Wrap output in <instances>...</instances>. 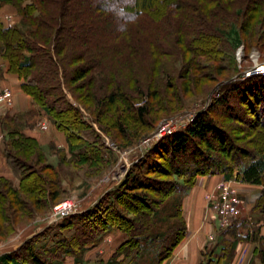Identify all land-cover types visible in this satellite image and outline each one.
<instances>
[{
    "label": "trees",
    "instance_id": "obj_1",
    "mask_svg": "<svg viewBox=\"0 0 264 264\" xmlns=\"http://www.w3.org/2000/svg\"><path fill=\"white\" fill-rule=\"evenodd\" d=\"M7 7L20 24H5ZM241 47L247 57L257 50L264 59V0H0V60L67 143L50 145L58 158L52 165L40 142L25 133L31 125L23 124V114L0 118L13 174L0 177V242L18 221L28 223L60 202L66 167L88 165L94 177L103 175L109 149L99 131L116 130L131 140L121 147H129L139 132L155 128L163 80L175 96L180 76L226 68L237 74ZM207 62L212 66L203 67ZM242 75L226 83L211 111L154 144L96 204L1 254L0 264H63L115 230L126 240L93 264H146L150 253L162 264L184 240L187 224L180 210L179 226L155 233L159 206L174 193L186 195L197 177L216 175L262 191L252 208L256 217L235 219L210 251L206 246L199 264H231L239 244L257 238L264 263V74ZM53 230L60 234L56 241L40 246Z\"/></svg>",
    "mask_w": 264,
    "mask_h": 264
},
{
    "label": "rangeland",
    "instance_id": "obj_2",
    "mask_svg": "<svg viewBox=\"0 0 264 264\" xmlns=\"http://www.w3.org/2000/svg\"><path fill=\"white\" fill-rule=\"evenodd\" d=\"M1 17L7 25L20 24V17L17 15L16 11L13 8H5L1 12ZM239 49L236 52L235 58L237 63V74L235 72H232L233 70L229 72L226 68V70L224 69L223 72L220 74L214 72V74H208L209 76H206V69H204L205 75H201L200 77H198L197 74L189 75L188 79L180 76L173 83V85L175 86V91L177 92L175 96L171 93L172 87L168 86V80H163L164 83L167 84H165L162 89L164 90L162 91V96L164 98L163 105H159L158 107L156 106V109H159L161 113L159 114V119L156 122L155 128H153V130L150 132H139V134L136 135L137 138L133 140V144L129 147H121V145L131 140L128 139L129 141H127V139L122 138L116 130L111 129L108 133L99 131L103 143L105 144L106 148L109 149L107 151L106 156L108 166H106L103 175L99 177H94L92 172L95 170V167L90 168L88 165H83L79 168H74L71 166L70 168L66 167V178H64L62 183L63 194L60 202L56 206L69 201L76 203L78 209L76 213L85 211L86 209L92 207L103 196H105L109 190L116 187L126 177L128 171L131 169L134 163L142 159L154 144L161 141L160 140L154 143L150 147H145L143 145V141L145 139L149 137H155L157 135L160 125L172 120L176 123L179 121V124H183L181 127H184V125L187 124L190 116L197 117L201 113L211 111L214 101L218 100L222 95V89L226 86V83L228 85L231 83V80L232 82L237 81L240 76L245 73L246 70L251 69V67L253 66L254 59L256 60V58H258L260 63H263L264 61L263 55H261L257 50H253L251 53L248 54L249 57H247L245 50L240 53ZM253 52H256V54L253 55L254 59L252 61L251 54ZM212 64L213 63L207 62L203 64V67L206 68L207 65H209L210 67L212 66ZM229 68L230 67H228V69ZM71 87L72 89L76 88V86ZM186 87H188L187 92L185 91ZM168 89H170V92ZM70 101L76 106L79 105L71 97ZM143 101L144 102L137 104V106H140L147 102V100L145 99ZM23 115V124L29 123L31 127L34 126L33 128L36 127L37 129H39L38 124L40 122H49L50 120L42 111L39 110L37 106L36 108H31L27 112L23 113ZM49 127L53 131L56 129L55 125L51 121V123H49L48 130L44 132L47 133L50 129ZM178 129L182 128L178 127L177 130ZM56 131L59 133L57 129ZM57 135L59 134H56L53 137L57 138ZM48 136L49 135H45L46 140ZM2 143L3 133L0 131V147H2ZM53 143L57 145V142L54 139L50 141L48 147H43L45 148V151L48 155L49 163L52 165H58V158L52 155L49 151V147ZM115 146L118 147V152L113 150V147ZM214 178H216L215 180L217 181L216 192L207 193L205 195L204 198L206 202V207L204 216L207 219H209L210 216H216V220L218 223L217 230L221 232L227 228L221 226L226 222L227 219H237L239 217L244 218V216H242L243 206L246 205L244 203H251L252 200H254V195H256L257 192H252V194H249L247 196L248 198L246 199V196H244L245 194H243L244 192L242 191L244 187L242 188V186H240L241 184H239V182L236 180L226 181L223 175H216L213 177H197L196 184L190 191L198 188L206 189L208 187V184L212 182ZM14 182L16 185H18L16 179L14 180ZM190 191L188 193H190ZM188 193L186 195L174 193L173 196L164 200V202L159 206V212L157 213V220L159 224L157 226L156 231H154L155 233L166 232L172 226H179L180 220L177 216L180 210L182 218L187 224L186 219L188 218L185 215L184 204H186ZM25 198L31 201L34 197L27 196ZM232 204L234 205V209L228 211L226 207ZM56 206L51 207L48 211H46L45 214L36 217L34 220L28 223L18 221L19 225L15 224V230L8 237V239L4 242H0V255L6 252L10 253L19 250L25 243L34 240L39 234L43 233L46 229H48V227L52 225H58L61 219L58 222H53L52 220L54 208ZM187 234H189L188 228L186 229L185 235L187 236ZM54 235L58 238L60 234H58L56 230H53L50 233L51 238H49V240L39 242V245L41 246L44 244H52V242L56 241L55 237H53ZM67 236H70L72 238L70 232L67 233ZM186 236L184 240L186 239ZM208 238H212V241L209 242L210 248H208V251H210L218 241V234L216 233L215 236L212 234ZM125 240L126 235L123 232L118 230L111 231L105 234L97 242L96 246L89 247L86 251H83L82 253L77 254L76 256L69 257L68 260H66L63 264H93L97 258H95L93 261H91L90 259L94 258L95 256H99V258L108 260L124 243ZM183 241L181 243H183ZM181 243L179 245H181ZM179 245L175 248L169 259L173 257ZM152 248L153 251H155L154 245H152ZM205 250L207 251V249H204V251ZM203 253L204 252L202 251V255ZM151 256L152 254L150 253L146 257L148 259L146 264H157L155 258ZM150 258H152V260ZM167 260H165L162 264H165Z\"/></svg>",
    "mask_w": 264,
    "mask_h": 264
},
{
    "label": "crops",
    "instance_id": "obj_3",
    "mask_svg": "<svg viewBox=\"0 0 264 264\" xmlns=\"http://www.w3.org/2000/svg\"><path fill=\"white\" fill-rule=\"evenodd\" d=\"M21 85L22 80L16 74H10L8 72L7 64L0 60V93L8 92L10 94L8 100L0 103V118L23 114L31 108H36L32 98L22 91ZM49 123H51L50 120ZM33 127L26 128L25 133L36 138L42 146L48 147L50 141L55 139L58 146L67 148L64 135L60 132L58 133L56 129L53 131L49 127L50 129L46 133L36 127ZM56 134H59L57 135V138L53 137ZM45 135H49L47 140L45 139ZM3 150L4 142L2 143V147H0V177L13 178V174L7 165ZM215 179L216 178L208 184L206 189H193L190 193H188L186 204H184V211L186 217L188 218L186 221L189 234H187L183 243L179 245L173 257L167 260L165 264H199L203 259L202 251L204 252L206 246L210 248L209 242L212 241V238L208 237L212 234L215 236L216 233L219 237L220 232L217 230L218 223L216 216H210L209 219L204 216L206 207L204 197L207 193L216 192L217 181ZM239 184H241L240 186H242V188L244 187L242 191L244 192L243 194H245L244 196H246V199L249 194H252V192H257L256 195L253 194L255 198L251 203H244L246 205L243 206L242 211V216L244 217H256V215L252 213V208L256 201L260 198L262 189L258 186H248L241 182H239ZM260 225L261 230L259 235L263 236L264 223H260L259 226ZM242 232L243 236L246 235L245 231H240V233ZM258 239L259 238L240 243L236 251V257L231 264H264L257 252V248L260 245ZM95 258L96 256L90 260L93 261Z\"/></svg>",
    "mask_w": 264,
    "mask_h": 264
},
{
    "label": "built area",
    "instance_id": "obj_4",
    "mask_svg": "<svg viewBox=\"0 0 264 264\" xmlns=\"http://www.w3.org/2000/svg\"><path fill=\"white\" fill-rule=\"evenodd\" d=\"M239 52L242 53L243 52V48L241 47L239 49ZM256 54V52H253L251 55V59L253 61V55ZM264 74V62L260 63L259 59L256 58V60L254 59L253 61V66L251 67V69H248L245 71L244 73V77H251L253 75H263ZM10 97V94L8 92H3L0 93V103H3L5 100H8ZM196 117L194 116H190V118L188 119V122L186 125H184V127H181L183 124H179V121L176 123L175 121H167L165 123H163L162 125H160L159 129H158V133L155 137H149L147 139H145L143 141V145L145 147H150L152 146L154 143L162 140V138H164V136H168L171 135L173 133H176L178 131H181L183 129H186L187 126H189V124H191L192 122H194ZM48 126H49V122L44 121V122H40L38 124L39 129H41L42 131H46L48 130ZM182 128V129H178L177 128ZM113 150L118 152V147H113ZM124 157V155H123ZM227 210H233L234 209V205H228ZM78 211L77 209V205L76 203L73 202H66L64 204H60L58 206H56L54 208V213H53V222H58L60 219H63L65 217H68L74 213H76ZM231 214V213H230ZM235 219L229 218L226 220V222L224 224H222V227H229L233 224Z\"/></svg>",
    "mask_w": 264,
    "mask_h": 264
}]
</instances>
